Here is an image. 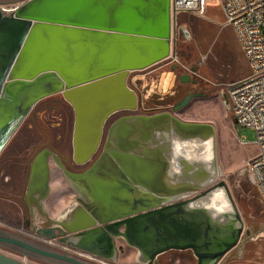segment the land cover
I'll use <instances>...</instances> for the list:
<instances>
[{"label": "water", "instance_id": "95a60500", "mask_svg": "<svg viewBox=\"0 0 264 264\" xmlns=\"http://www.w3.org/2000/svg\"><path fill=\"white\" fill-rule=\"evenodd\" d=\"M173 28L171 0L0 2V150L40 99L62 93L76 114L75 158L79 154V162L89 160L99 144L106 117L113 111L122 108L134 110L138 106V95L128 84L129 74L171 56ZM94 88L113 89L114 95L107 97L106 105L94 107V133L90 140H82L83 124L91 118H83L86 108L82 101ZM191 97L185 99L181 106ZM222 97L227 109L231 110L225 91ZM130 119L141 121L148 132L158 123L172 120L182 133L196 135L206 132L211 143L215 137L212 124L185 121L168 111L132 115ZM128 128L131 129L130 126ZM150 137L148 133L146 139ZM106 148L115 159L112 189L98 185L99 173L92 169L85 177L90 186L87 193L92 196L86 197L91 200V205L81 200L94 216L91 217L93 223L74 227L72 222L66 227L59 217L45 224L50 231L57 228L73 235L86 233L98 218L100 223H105L100 228L108 240L111 236L124 237L138 247L139 255L149 264H157L156 257L170 249H191L198 259L197 264H216L223 254L238 244L243 232V220L238 212L231 214L225 211L221 216L223 219H219L209 209L192 205L193 201L206 196L214 188L223 187L237 210L224 181L199 191L204 184L181 179L179 174L172 172L170 162L163 157L114 148L110 143ZM212 153L214 155V147ZM40 162L45 164L40 170L46 175V150L41 151L35 160V163ZM158 165L160 173L157 172ZM195 168L189 167L190 170ZM35 170H38L36 165L33 167ZM120 180L128 186V197L129 193L135 195L137 189L142 191L147 197L145 205L136 211L103 220L93 206L99 207L102 215L108 207L110 191L116 184L118 186ZM89 181H95L96 188H92L95 183ZM145 181L160 184L161 193ZM119 191L124 192L122 188ZM69 214L65 215L73 219L74 214ZM0 242L21 246L25 255L31 251L73 264H92L66 252L43 249L15 237L0 235ZM66 243L79 246L70 238ZM107 254L103 256H113L114 253L109 250ZM0 264L26 263L0 252Z\"/></svg>", "mask_w": 264, "mask_h": 264}, {"label": "rangeland", "instance_id": "374dc122", "mask_svg": "<svg viewBox=\"0 0 264 264\" xmlns=\"http://www.w3.org/2000/svg\"><path fill=\"white\" fill-rule=\"evenodd\" d=\"M223 23L224 13L219 0H210L204 14L194 11L182 13L173 28L171 56L146 69L132 71L128 77V84L138 95L139 111H144L141 106L147 107L146 101L150 100L149 97L157 98L165 95L182 71L189 73L192 79L195 78L203 83V93L192 98L182 110L174 112V115L185 121L213 125L215 137L212 147L219 167L217 182L226 183L237 212L243 220V232L235 249L241 250L243 256L254 257L264 264V200L260 198L247 169L249 159L257 152L256 132L250 126L236 123L232 111L227 109L222 97L223 91L228 94L229 84L244 79L250 74V67L232 27ZM177 64L179 68L175 69ZM193 88L198 89L199 86ZM50 97L62 98L63 95L55 93ZM65 103L67 106H72L68 101ZM46 106L43 107V102L35 106L34 121L41 126H44V123L55 126L58 120L54 119L50 112L45 111ZM165 108L159 107L154 110ZM29 122H31L30 118L24 120L22 138L28 135L27 130L31 129ZM12 137L14 139L15 135ZM34 137L36 138L35 135ZM10 143H12L11 139L8 144ZM55 178L54 185L59 189V178L56 176ZM65 193L67 201H70L73 195L68 190H64ZM13 196L7 190L0 192V230L29 239L39 247L59 253L67 252L74 256L75 252L58 239H48L26 227L21 210L13 207ZM35 227H38V224ZM117 243L124 244L122 238H118ZM0 252L24 260L26 264H69L35 256L29 252L25 255L24 251L15 245L3 242H0ZM171 253L173 258H178L179 264H196L197 259L193 258L189 250ZM116 261L113 264H144L137 260L135 248L129 246L118 253Z\"/></svg>", "mask_w": 264, "mask_h": 264}, {"label": "flooded vegetation", "instance_id": "af4514ba", "mask_svg": "<svg viewBox=\"0 0 264 264\" xmlns=\"http://www.w3.org/2000/svg\"><path fill=\"white\" fill-rule=\"evenodd\" d=\"M178 68L179 65H175V69ZM195 86H199V88H193ZM203 88V83L199 82L195 78L192 79L189 73L182 71L177 75L174 83L171 86V89L165 95L157 98L149 97L150 100L146 101V103H158V106L156 105L145 108L141 106V109H144V111H139L138 103L137 108L134 110L122 108L113 111L106 117L104 121L101 138L95 152L92 154L91 158L85 162H79V154L76 158L74 155V139L76 128V114L74 107L67 106V104L65 103L67 100L64 97H50L52 96L50 95L45 97L47 99H40L27 114V116L16 127L15 131L12 134V136L15 135L14 139L12 136V138H10L12 140V143L8 144L10 141L9 139L0 150V192H4L7 190L14 195L12 198L13 207L21 210V214H23L24 217V225L26 227L35 231V234L42 235L48 239H58V241H60L64 245H67L71 248V250L75 252V257L79 256L78 258L84 259L80 257V255H82L81 253H90L95 255L97 258L107 259L109 262H107L106 264H113L117 262L116 258L118 256V253H121V251H123L126 246H129L135 248L138 260V247L130 244L129 241L122 236H111V238L108 240L102 234L103 231L100 228L104 227L105 223H100L98 218H95L97 222L93 225L89 232L80 234L78 232L74 235L69 232L65 233L57 228L50 231L48 229L49 226L45 224L50 222V220L62 217L63 214L65 215L71 213L79 206V204L77 203L79 194L76 192L70 182L71 180H76L77 183H79V180L81 181L85 179L88 173L92 172V169H95V171L99 173L100 177L98 178V185L100 184L101 187H104V189H112V185L114 184L112 177L116 172L115 159L113 155L109 153L106 147L110 143L113 133L117 127H119L121 124L126 125V122L130 120V116L132 115H149L162 111H168L172 115H174V112L182 110L192 98L200 96L203 93ZM190 95H192L191 99L185 105L181 106L182 102ZM43 99L45 100L42 101ZM40 102H43V107L49 105L48 107L46 106L47 108L45 109V111L47 113L50 112L52 114L51 116L54 119L58 120L55 126H53V124L51 123H44L45 125L41 126L37 125L34 121V108L35 106H38ZM159 107L168 108L162 110H154ZM176 107H178V109H176ZM26 118L31 119V122H29V127L31 129L27 130L29 136L26 135L24 138H22V135H24V129H22V126L23 124H25L24 120ZM128 129L129 128L127 127L126 129L124 128L123 132L125 134L128 133ZM34 135L36 136V138L34 137ZM129 142L128 140H124L120 141L119 144H121V146L123 145L124 147L128 145L131 146L132 143L130 144ZM111 146L114 148L117 146L119 147V145L114 146L112 144ZM43 150H46L47 156L46 175H43L40 170L43 165L45 166V164L43 162L35 163L38 154ZM35 165L37 166L38 170L33 171V167ZM159 167L160 165L156 166L158 173H160ZM65 170L71 175L67 174ZM55 176L59 178L58 186L60 192L68 190L73 193V198L70 203L66 204V207L59 213H54L52 211L53 202L50 200L51 193L54 188V183L56 181ZM86 181L88 182V180ZM89 182L92 184L93 181ZM93 183L95 184H93L94 187L92 188H96V182L94 181ZM145 183L155 190H160V184L158 183H154L151 181H145ZM127 187V184L122 183L120 180L118 186L116 184V186L114 187L115 189H113V191H110L109 203L105 212L101 213L102 215H100V209L95 205L93 206V210L104 220L109 219L117 214L136 211L144 207L147 200L145 194L142 191L140 192V190L138 191L137 189L135 195H130L129 193L130 197H128ZM121 188L124 192L119 191L121 190ZM205 189H207V187L202 189L201 191ZM34 210H38V219L40 221H43L42 223L38 224V227H35L37 223L35 222ZM40 228H43L44 230L39 231ZM120 229H123V227H121ZM0 235L15 237L32 243L29 239L20 237L18 235H11L4 230H0ZM51 235H53L54 238H50ZM69 238L78 243L79 246L67 244L66 242ZM118 238H122L124 244L119 245L117 243ZM3 243L12 244L8 242ZM12 245H15L18 249L24 251L21 246L16 244ZM81 245L85 246L88 249L83 248ZM109 250L110 252L114 253L113 256H103L108 255L107 252ZM29 253L35 256L46 257L51 260H58L62 263L73 264L60 259L43 256L35 252L29 251ZM172 255L171 253H169V257H167V260L164 262L158 255L156 257L157 264H177L175 263L176 261H178L179 264L178 258H173ZM197 263L198 259L196 261V264ZM92 264L101 263H98L97 261V263ZM144 264L149 263L146 262Z\"/></svg>", "mask_w": 264, "mask_h": 264}, {"label": "bare ground", "instance_id": "6f19581e", "mask_svg": "<svg viewBox=\"0 0 264 264\" xmlns=\"http://www.w3.org/2000/svg\"><path fill=\"white\" fill-rule=\"evenodd\" d=\"M112 94L114 95L113 89L94 88L88 97L83 98L82 103L85 104L86 108L83 118H88L89 116H91V118H88L83 124L81 132L82 140H90L94 133L95 117H92L94 115V107L99 104L106 105L105 103L109 101L107 97ZM124 99H127V97H124ZM129 126L131 129H128V133L125 134L123 129H126V127L128 128ZM148 133L151 137L146 139ZM124 140H128V142L130 141L129 143H132V145L125 147L123 145L121 146L119 142ZM110 143L114 146L119 145V147L117 146L115 148L135 151L149 156L163 157L170 162L172 172L179 174L183 180L196 181L200 184H204L202 189L216 185L217 183L219 167L216 164V158L212 153L211 139L207 136L206 132L196 135L182 133L175 128L172 120L160 122L148 132L142 125L141 121L130 119L126 122V125L121 124L115 129ZM188 166H195L196 168L195 170H190ZM70 183L74 188H79L80 198L77 199V203L80 207L78 206L70 213L74 214L73 219H70L69 216L63 214L59 220L62 225L65 224L66 227L72 222H74V227H82L91 222L93 223L91 217L94 218V216H92L90 210L87 209V206H84L83 203H81V200H85V203L91 202V200L86 197L87 195L92 197L91 193H87L90 190V186L86 179L79 180V183H77L76 180H71ZM144 188L145 187H143V189ZM159 193L161 192L159 191ZM94 203L95 202L92 204ZM192 205L209 209L213 215L219 219H223L221 216L225 211H228L231 214L237 212L232 206L223 187L214 188L206 196L193 201ZM83 208L84 210L81 212ZM34 211L35 222H37V224L42 223L43 221L38 219V210ZM94 220L96 221V219ZM138 260L146 263L141 255L138 256Z\"/></svg>", "mask_w": 264, "mask_h": 264}, {"label": "built area", "instance_id": "2783aa9c", "mask_svg": "<svg viewBox=\"0 0 264 264\" xmlns=\"http://www.w3.org/2000/svg\"><path fill=\"white\" fill-rule=\"evenodd\" d=\"M210 0H171L173 25L179 15L194 11L204 14ZM224 25L232 27L250 67V74L228 85V98L236 123L256 132L257 152L247 165L259 196L264 200V0H219ZM245 143L243 139H240ZM90 263L106 264L107 259L81 253ZM84 256V257H82Z\"/></svg>", "mask_w": 264, "mask_h": 264}, {"label": "crops", "instance_id": "0c3cea01", "mask_svg": "<svg viewBox=\"0 0 264 264\" xmlns=\"http://www.w3.org/2000/svg\"><path fill=\"white\" fill-rule=\"evenodd\" d=\"M1 2V1H0ZM158 106V103H147V107H152V106ZM76 192L79 194V188L76 189ZM57 188L56 185H54V188L52 190L51 193V197L50 200L53 202V206H52V211L54 213H59L62 209H64L66 207V204L70 203V201L72 199H70V201H67V194L64 192H60V190ZM73 195V193H71ZM73 198V197H72ZM38 220V219H37ZM37 223V222H36ZM239 244V242H238ZM238 244L236 246H234L233 248H231L229 251H227L225 254H223L219 260L217 261L216 264H262L259 260H257L254 257L251 256H243V252L241 250H236L235 248L238 246ZM177 251H185V250H189V252L192 254L193 258L197 257L194 255L193 251L191 249H185V250H179V249H174ZM174 250H170L167 252H163L161 254H159V257L162 258V261H166L167 257H169V253H171ZM172 255V253H171ZM197 261V260H196ZM143 263V262H142ZM175 263L178 264V261H176Z\"/></svg>", "mask_w": 264, "mask_h": 264}, {"label": "trees", "instance_id": "16d2710c", "mask_svg": "<svg viewBox=\"0 0 264 264\" xmlns=\"http://www.w3.org/2000/svg\"><path fill=\"white\" fill-rule=\"evenodd\" d=\"M243 52V51H242ZM239 58L241 59V57L239 56Z\"/></svg>", "mask_w": 264, "mask_h": 264}]
</instances>
